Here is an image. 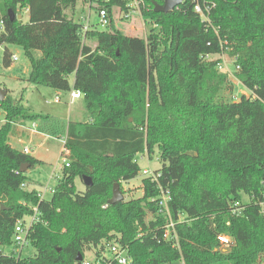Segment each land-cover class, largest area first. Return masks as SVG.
I'll return each instance as SVG.
<instances>
[{
    "label": "trees",
    "instance_id": "16d2710c",
    "mask_svg": "<svg viewBox=\"0 0 264 264\" xmlns=\"http://www.w3.org/2000/svg\"><path fill=\"white\" fill-rule=\"evenodd\" d=\"M78 1L0 0V46H21L30 83L79 90L89 112L87 122L60 123L9 93L0 101L7 119L0 125V245L10 243L31 206L43 219L31 235L36 255L13 264H75L78 255L118 236L130 264H264V149L231 154L235 140L252 139L255 115L264 114V0H211L210 22L194 10V0L167 13L154 11V2L164 0H145V16L155 25L147 37L118 27L114 12H128L127 0H83L108 18L105 27L87 30L68 15ZM22 9L27 22L18 18ZM226 49L237 58L235 77L249 96L236 98L235 84L217 69L220 60L205 58ZM13 60L6 46L4 66ZM27 122L51 136L66 134L71 150L49 199L22 187L28 177L21 167L41 162L10 143L15 127ZM156 148L157 179L145 176L141 197L111 204L114 184L139 175L136 156ZM84 176L93 184L79 191L76 179ZM163 192L178 247L163 236ZM242 193L249 202H241ZM219 235L232 238L228 252Z\"/></svg>",
    "mask_w": 264,
    "mask_h": 264
},
{
    "label": "rangeland",
    "instance_id": "374dc122",
    "mask_svg": "<svg viewBox=\"0 0 264 264\" xmlns=\"http://www.w3.org/2000/svg\"><path fill=\"white\" fill-rule=\"evenodd\" d=\"M146 3V1H145ZM99 11L95 7H91L90 3L83 0L78 1L74 10H68V15L73 17L74 20L82 22L84 25H96L99 24ZM149 11L147 5L145 8H135L128 12L116 9L114 17L118 27L125 31L129 35L147 37L150 33L153 23L145 16V12ZM22 21L27 22L29 19V13L27 9H22ZM1 30V27H0ZM5 46H7L11 52L16 56V60L12 62V68L5 67L3 64V55ZM230 49L224 50L221 55H215V59L225 60L228 66L233 69V57L228 52ZM36 56H40V52L36 51ZM10 68V69H9ZM31 71V64L27 58L24 49L16 44H4L0 46V87L6 89L8 93L15 99L22 98V103L32 109L36 113H42L49 115L53 120L64 123L70 120L87 122L89 120V112L86 108L84 97L70 101V93L53 88L35 85L28 81V76ZM220 71V70H219ZM222 72V71H220ZM223 73V72H222ZM73 75H70L69 79L73 82ZM231 79V78H230ZM235 84V96L241 97L243 92H247L242 86L240 81L231 79ZM248 93V92H247ZM59 96L61 101L56 102L55 98ZM28 123V122H27ZM38 130L42 134H37L32 137L29 145L35 150L34 156L40 158L41 161L35 164L33 167L28 168L26 175L28 181L26 182L27 189H38L43 193L46 199L51 198L52 189L57 185L58 178H61L62 167L64 166L61 151L64 146V138L66 134H61L59 137L51 136L45 132L44 128L40 126L38 122ZM2 122H0V125ZM17 126H20L18 124ZM15 127L16 129L18 127ZM48 136L49 138H45ZM16 146H23L17 143L13 137H10V143ZM17 148V147H16ZM264 149V114L257 113L255 115V122L253 127L252 139L249 142L242 140H235L232 144V156L241 157L250 153L257 152ZM141 166L139 175L129 181H121L120 187L124 195V200H131L143 195L142 181L145 177L143 170L147 169L154 173L158 171L162 165L160 154L156 148L153 153L145 151L136 156ZM56 173L54 177H51L53 173ZM76 186L79 191H84L86 185L80 177L76 179ZM250 198L247 194L242 193V203H247ZM264 207V204H263ZM120 237V236H118ZM230 247L224 246V252H228ZM98 247H92L86 251V260L94 259V252L98 251ZM37 251L33 247H29L25 250L24 256L32 257L36 255Z\"/></svg>",
    "mask_w": 264,
    "mask_h": 264
},
{
    "label": "built area",
    "instance_id": "2783aa9c",
    "mask_svg": "<svg viewBox=\"0 0 264 264\" xmlns=\"http://www.w3.org/2000/svg\"><path fill=\"white\" fill-rule=\"evenodd\" d=\"M194 10L200 15V17L210 22L211 21V12L216 7L215 2L211 0H194ZM127 6L129 7V10L135 9V8H145L146 3L145 0H127ZM99 26L105 27L108 24V18H107V11L106 10H100L99 12ZM157 26V25H156ZM89 25H84V30L89 29ZM224 52V51H223ZM222 52V53H223ZM216 54V55H221ZM215 55L209 54L206 55V59L208 60H214ZM233 57V69L234 71H231L230 67L228 66L227 62L224 60H220L217 62V69L222 71L223 73H226L231 79L237 80L235 77V71L240 68L239 65H237V58L235 56ZM16 56L14 55V60H16ZM238 81V80H237ZM243 92L242 95L249 96V91ZM241 95V96H242ZM82 96V93L79 90H72L70 93L71 100H75L77 98H80ZM56 102H60L61 99L59 96H56L55 98ZM6 112L2 108L0 103V122L4 123L6 122ZM27 130H30L33 133H39L38 125L36 122H32V126L24 127ZM23 151L25 153H30V149L28 147L23 148ZM66 154V157L64 156ZM70 155L71 150L65 146V138H64V146L61 151V156H64L63 162L64 165L68 166L70 163ZM143 173L146 177H154L153 180H156L157 177L155 176V173L150 170H143ZM23 188H26V183L22 184ZM53 191V189H52ZM41 197H43V194H41ZM170 199L169 192H163L161 200L159 202L161 211L166 219V224L164 227V233L163 236L165 240L171 241L174 246L178 247V234L176 225L172 213L169 209L168 201ZM32 213L29 215H25L22 218L18 219L14 225L13 234L11 237V241L8 245H0V264H13V262L19 261L20 259L26 258L24 256V252L26 249H28L31 246V235L33 232V229L38 223H43L42 219V212L39 210L37 206H31ZM185 217L179 213L178 215V222H183ZM219 241L221 242L222 246H228L230 247L232 244V238L229 235H219L218 236ZM99 250L95 251L94 253V259L93 260H86L85 256L83 257L81 264H130L132 262V256L128 250V247L124 245L120 241V237H114L112 239H104L99 245ZM86 254V253H85ZM76 262L75 264H77Z\"/></svg>",
    "mask_w": 264,
    "mask_h": 264
},
{
    "label": "water",
    "instance_id": "95a60500",
    "mask_svg": "<svg viewBox=\"0 0 264 264\" xmlns=\"http://www.w3.org/2000/svg\"><path fill=\"white\" fill-rule=\"evenodd\" d=\"M182 2H183V0H164L163 3L154 2V4H153L154 5V11L157 13L158 12L167 13V12L173 11ZM9 15L11 16V19L15 18V14L12 10H9ZM18 18L21 19L22 14H19ZM7 94H8V91L6 89H3L2 87H0V101H3ZM27 169H28V165H23L21 167L22 172H25ZM83 179H84V183L86 186H91L93 184V181H92L90 176H84ZM123 200H124V195L121 191L120 183L116 182L114 184L113 194H112V198L110 199V203L116 204V203L121 202ZM82 259H83L82 255H78V257L76 258V262H78L77 264H81Z\"/></svg>",
    "mask_w": 264,
    "mask_h": 264
},
{
    "label": "crops",
    "instance_id": "0c3cea01",
    "mask_svg": "<svg viewBox=\"0 0 264 264\" xmlns=\"http://www.w3.org/2000/svg\"><path fill=\"white\" fill-rule=\"evenodd\" d=\"M6 47V46H5ZM40 52V51H39ZM35 55H36V51L34 52ZM40 55H41V52H40ZM10 68H12V65L10 66ZM9 68V69H10ZM74 76V75H73ZM74 79H75V76L73 78V82L70 81L71 85H73L74 83ZM70 101H74V100H71V97H70ZM32 126V122H28L26 124H23V125H20V126H17L18 128L15 130L14 134L11 135V137H13V139H15V141H17L18 144L20 145H23V146H16L14 145L12 142L11 144L14 146V147H17L18 149L20 150H23V148L25 147H28L30 149V153L31 155L34 154L35 150L29 145V143H31L32 141V137L37 135V134H42V133H33L31 132L30 130H27L25 129L24 127H31ZM45 138H49L48 136H45ZM34 156V155H33ZM37 158V157H36ZM40 159V158H38ZM56 175V173L54 172L53 175H51V177H54ZM59 179V178H58ZM40 191V190H39ZM41 193V191H40ZM43 194V193H42ZM44 197V196H43ZM45 198V197H44ZM46 199V198H45Z\"/></svg>",
    "mask_w": 264,
    "mask_h": 264
}]
</instances>
